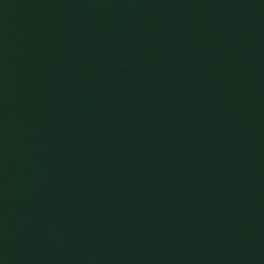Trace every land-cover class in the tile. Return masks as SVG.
Listing matches in <instances>:
<instances>
[{
    "label": "water",
    "instance_id": "1",
    "mask_svg": "<svg viewBox=\"0 0 264 264\" xmlns=\"http://www.w3.org/2000/svg\"><path fill=\"white\" fill-rule=\"evenodd\" d=\"M0 264H264V0H0Z\"/></svg>",
    "mask_w": 264,
    "mask_h": 264
}]
</instances>
